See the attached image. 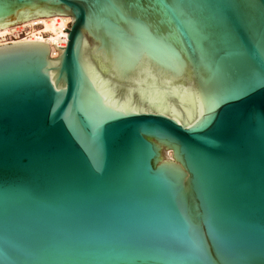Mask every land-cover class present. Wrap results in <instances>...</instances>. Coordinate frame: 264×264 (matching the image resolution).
Instances as JSON below:
<instances>
[{"label": "water", "instance_id": "water-1", "mask_svg": "<svg viewBox=\"0 0 264 264\" xmlns=\"http://www.w3.org/2000/svg\"><path fill=\"white\" fill-rule=\"evenodd\" d=\"M68 15L0 45V264H264V0H0Z\"/></svg>", "mask_w": 264, "mask_h": 264}, {"label": "bare ground", "instance_id": "bare-ground-1", "mask_svg": "<svg viewBox=\"0 0 264 264\" xmlns=\"http://www.w3.org/2000/svg\"><path fill=\"white\" fill-rule=\"evenodd\" d=\"M72 21V16L38 17L0 29V45L18 41H41L50 45L51 57L58 56V50L53 44L65 47L67 38L64 30ZM25 31L26 33H21ZM40 33V35H38ZM43 34V35H41ZM65 37V38H64ZM171 156L172 152L169 151Z\"/></svg>", "mask_w": 264, "mask_h": 264}, {"label": "built area", "instance_id": "built-area-1", "mask_svg": "<svg viewBox=\"0 0 264 264\" xmlns=\"http://www.w3.org/2000/svg\"><path fill=\"white\" fill-rule=\"evenodd\" d=\"M69 23H70V22H69ZM69 23H68V24H69ZM68 24H67V27H66L67 29L70 28V27L68 26ZM23 32L26 33L25 31H21V33H23ZM38 35H40V33H38ZM41 35H43V34H41ZM64 38H65V37H64ZM67 41H68V40H67ZM65 44H66V43H65Z\"/></svg>", "mask_w": 264, "mask_h": 264}, {"label": "rangeland", "instance_id": "rangeland-1", "mask_svg": "<svg viewBox=\"0 0 264 264\" xmlns=\"http://www.w3.org/2000/svg\"><path fill=\"white\" fill-rule=\"evenodd\" d=\"M170 157V156H169Z\"/></svg>", "mask_w": 264, "mask_h": 264}]
</instances>
